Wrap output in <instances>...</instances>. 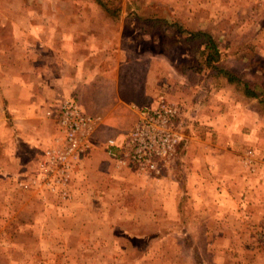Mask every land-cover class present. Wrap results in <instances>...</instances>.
Returning a JSON list of instances; mask_svg holds the SVG:
<instances>
[{
  "label": "rangeland",
  "instance_id": "rangeland-1",
  "mask_svg": "<svg viewBox=\"0 0 264 264\" xmlns=\"http://www.w3.org/2000/svg\"><path fill=\"white\" fill-rule=\"evenodd\" d=\"M201 29L239 82L196 71ZM258 65L264 0H0V264H264V101L244 92ZM117 67L150 71L144 105L178 107L174 157L155 174L88 148L46 170L66 89L81 106L78 84Z\"/></svg>",
  "mask_w": 264,
  "mask_h": 264
},
{
  "label": "built area",
  "instance_id": "built-area-1",
  "mask_svg": "<svg viewBox=\"0 0 264 264\" xmlns=\"http://www.w3.org/2000/svg\"><path fill=\"white\" fill-rule=\"evenodd\" d=\"M178 111V107L164 97L156 104L139 109L138 119L127 134L126 148H123L131 163L151 173H160L164 164L174 157L181 142ZM56 122L60 138L55 147L46 150L45 165L46 170L59 169L64 174L75 158L88 149L96 119L86 114L75 100L67 98L59 105ZM118 147L115 139L107 141L110 155H115Z\"/></svg>",
  "mask_w": 264,
  "mask_h": 264
},
{
  "label": "crops",
  "instance_id": "crops-1",
  "mask_svg": "<svg viewBox=\"0 0 264 264\" xmlns=\"http://www.w3.org/2000/svg\"><path fill=\"white\" fill-rule=\"evenodd\" d=\"M104 69H95V73L93 75L87 78L84 82H80L78 84V95L80 99L79 103L83 107V110L86 114L93 116L96 119L93 130H91L90 132L91 136L88 142V148L90 151L88 153V157L85 159V161L88 162L91 161L92 157L96 154L100 155V159H109L111 162V159L107 156V154H109L107 150V141L109 139H115V141L119 145L118 148H115L116 153L123 148H126L125 139L138 119L139 106L147 102V100L150 99L149 94L151 95V90L149 89L148 84L150 71H147V69L144 74L142 73V71H140V74H132L133 72H135V69L132 70L126 67L123 70L117 67L114 70V72L116 71V76L112 74L114 73L112 71L113 69H111L110 71H108L109 69H105L107 71H103ZM122 70L130 74V80L134 83V90L131 89V86L128 88L129 91H127V98L125 99L127 110L122 113L114 114L111 112L112 106L110 107V103L107 99L108 92L110 85H112V89L116 93L118 85L119 83H121V79L124 78V76H128V74L123 73ZM185 86L181 87L184 88ZM76 88V85H71L68 89H66L67 91L65 92V94L67 95H64L58 101L57 107L55 108L56 114L59 111V105L61 101L70 97L71 93L76 90ZM70 99L73 98L70 97ZM120 101L122 100L120 99ZM213 123L220 126V124L218 123V119L215 122L212 121V124ZM55 126L58 132L59 129L56 119ZM218 128L219 130L221 129L220 127H217V130ZM179 133L181 139H184L183 134H181L180 131Z\"/></svg>",
  "mask_w": 264,
  "mask_h": 264
},
{
  "label": "trees",
  "instance_id": "trees-1",
  "mask_svg": "<svg viewBox=\"0 0 264 264\" xmlns=\"http://www.w3.org/2000/svg\"><path fill=\"white\" fill-rule=\"evenodd\" d=\"M189 32V34L193 36L194 40H197L199 45L201 46L198 51L202 56V62L200 63L199 67L195 68L196 71L200 72L201 68L204 67L205 69L211 70L215 75H217L218 78H220V76L224 77L228 82L240 81L239 76L234 71L226 69L222 65H220L221 52L217 46L215 39L208 31L201 29ZM182 38H184L182 41H186V39L189 37ZM182 44H184L182 45V48H185L186 43L183 42ZM182 52L183 50L180 53ZM255 71L259 72L260 74H264V67L258 65L255 68ZM244 92L247 96L260 97V100L264 101V85L262 83L261 85L257 84L255 86H251L248 81H245Z\"/></svg>",
  "mask_w": 264,
  "mask_h": 264
}]
</instances>
